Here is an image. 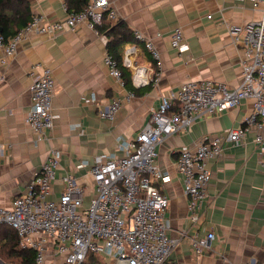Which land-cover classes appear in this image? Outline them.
<instances>
[{
    "label": "crops",
    "instance_id": "crops-1",
    "mask_svg": "<svg viewBox=\"0 0 264 264\" xmlns=\"http://www.w3.org/2000/svg\"><path fill=\"white\" fill-rule=\"evenodd\" d=\"M24 1L32 18L42 14L56 21L69 12L62 0ZM110 1L118 18L134 34L140 31L152 39L159 60L143 40L124 46L123 65L138 89L134 93L109 73L104 63L107 39L97 28L82 23L76 29L32 33L24 39L0 68V206L10 207L13 199L26 190L52 148L62 151L59 177L54 183L53 197L57 198L63 188L61 176L65 172L80 175L77 165L81 161L91 164L96 155H123L119 139L136 136L158 106L162 92L176 89L189 79H210L232 86L241 81L245 47L235 42L229 26L246 25L261 17V11L249 1ZM177 28L182 29L189 45L182 53L172 46ZM132 46L135 49L128 56L131 65H127V49ZM40 66L52 69L56 117L47 137L37 140L26 115L32 105L33 72L41 70ZM137 68L142 69L148 82H135ZM156 72H160L157 82L153 80ZM92 92L97 93V101L86 102L84 97ZM114 98L122 100L120 111L114 119L102 118L100 110ZM252 110L253 101L243 100L221 114L202 117L188 131L175 133L158 146L157 163L170 177L158 186L169 197V233L177 239L169 264H242L250 259L264 264V157L254 141V132H248L239 145H228L222 157L208 160L213 177L197 223L189 217V198L176 166L181 147L194 146L204 134L221 135L238 127ZM210 231L216 236L211 246L196 254L192 238ZM50 264H61V258L52 257Z\"/></svg>",
    "mask_w": 264,
    "mask_h": 264
},
{
    "label": "built area",
    "instance_id": "built-area-1",
    "mask_svg": "<svg viewBox=\"0 0 264 264\" xmlns=\"http://www.w3.org/2000/svg\"><path fill=\"white\" fill-rule=\"evenodd\" d=\"M235 1H249L261 11L257 20L229 26L235 42L245 47L239 84L189 79L176 89L162 92L158 106L136 136L119 139L123 155H96L91 164L81 161L77 165L80 175L65 172L61 176L63 188L57 198L53 197L54 183L59 177L62 151L52 148L26 190L13 199L10 207L0 206V224L16 231L22 249L35 251L33 264H50L56 256L61 258V264H83L92 253L103 259L104 264H169L177 239L169 233L170 219L166 215L169 197L158 186L159 182L170 179L157 163L158 146L167 137L188 131L202 117L221 114L246 99L253 101V110L238 127L229 128L221 135L204 134L194 146L177 151L176 166L183 177L184 191L189 198L188 214L193 223L200 221L208 198L213 177L208 167L210 158L222 157L228 145H239L251 131L264 157V0ZM62 2L68 9L67 0ZM105 18L111 22L119 19L110 0H88L83 9L69 11L62 20L49 21L37 14L15 34L8 37L0 34V68L32 33L53 34L65 28L76 29L82 23L96 28ZM135 38L143 40L159 60L160 53L152 39L140 31L135 32ZM172 46L180 53L189 48L181 28L175 30ZM134 49V46L127 49V65H131L128 56ZM104 63L124 86L118 62L108 49ZM40 67L41 70L33 72L32 105L26 115L37 140L47 137L56 117L52 69ZM159 78L160 72H156L153 80L157 82ZM134 80L137 84L148 82L141 68L135 71ZM84 100L96 102L97 93L92 92ZM121 106L122 100L114 98L108 107L100 110V116L114 119ZM79 177L83 180L79 181ZM88 195L91 197L87 202ZM215 237L212 231L193 237L195 253L204 252ZM0 264L10 263L0 256ZM242 264L259 263L250 259Z\"/></svg>",
    "mask_w": 264,
    "mask_h": 264
},
{
    "label": "trees",
    "instance_id": "trees-1",
    "mask_svg": "<svg viewBox=\"0 0 264 264\" xmlns=\"http://www.w3.org/2000/svg\"><path fill=\"white\" fill-rule=\"evenodd\" d=\"M88 0H67L69 11H80ZM32 18L29 6L24 0H0V34L8 37L15 34ZM96 28L105 35L107 49L117 60L125 86L136 93L131 72L123 65L124 46L136 40L134 31L123 20L111 22L106 18ZM0 256L10 264H33L35 251L22 249L19 237L7 224H0ZM83 264H104L99 256L90 254Z\"/></svg>",
    "mask_w": 264,
    "mask_h": 264
},
{
    "label": "rangeland",
    "instance_id": "rangeland-1",
    "mask_svg": "<svg viewBox=\"0 0 264 264\" xmlns=\"http://www.w3.org/2000/svg\"><path fill=\"white\" fill-rule=\"evenodd\" d=\"M132 44V43H131ZM88 183H89V181H88ZM90 184V183H89ZM87 192H88V190H87ZM101 259V258H100ZM102 260V262H103V259H101ZM104 263V262H103Z\"/></svg>",
    "mask_w": 264,
    "mask_h": 264
}]
</instances>
